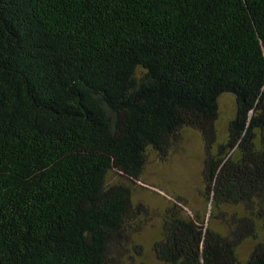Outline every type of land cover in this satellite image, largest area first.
<instances>
[{
	"label": "trees",
	"instance_id": "trees-1",
	"mask_svg": "<svg viewBox=\"0 0 264 264\" xmlns=\"http://www.w3.org/2000/svg\"><path fill=\"white\" fill-rule=\"evenodd\" d=\"M185 127L210 215L174 202L157 259L264 264V0H0V264H108L136 213L108 174L141 178Z\"/></svg>",
	"mask_w": 264,
	"mask_h": 264
},
{
	"label": "rangeland",
	"instance_id": "rangeland-1",
	"mask_svg": "<svg viewBox=\"0 0 264 264\" xmlns=\"http://www.w3.org/2000/svg\"><path fill=\"white\" fill-rule=\"evenodd\" d=\"M218 105L216 128L221 142L228 136L238 105L229 93L220 95ZM204 161L202 134L197 129L185 127L166 156L159 155L154 148L149 149L141 178L130 179L117 171L108 174L107 185L122 184L130 188L136 210L128 225L129 239L110 247L108 264H165L157 259L153 245L163 236L167 209L178 200H182L181 206L189 215H198L206 221L209 219L211 207L202 192ZM240 208L243 209L242 206ZM214 227L225 228L221 223H215ZM260 238L264 239V232ZM255 244V239L244 241L238 248V256L248 259Z\"/></svg>",
	"mask_w": 264,
	"mask_h": 264
}]
</instances>
